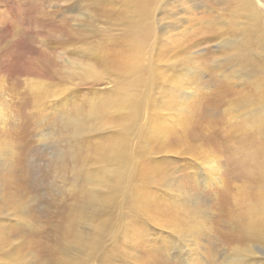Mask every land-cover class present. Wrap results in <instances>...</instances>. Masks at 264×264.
<instances>
[{
    "label": "rangeland",
    "instance_id": "374dc122",
    "mask_svg": "<svg viewBox=\"0 0 264 264\" xmlns=\"http://www.w3.org/2000/svg\"><path fill=\"white\" fill-rule=\"evenodd\" d=\"M234 3L0 0V264H264V42Z\"/></svg>",
    "mask_w": 264,
    "mask_h": 264
},
{
    "label": "bare ground",
    "instance_id": "6f19581e",
    "mask_svg": "<svg viewBox=\"0 0 264 264\" xmlns=\"http://www.w3.org/2000/svg\"><path fill=\"white\" fill-rule=\"evenodd\" d=\"M146 1H149V0H146ZM153 1V0H152ZM233 1H235V3H234V6H232L233 7V10H231V11H233V12H231V13H229V15L232 17L231 19V21H230V27L233 29V30H235V28H234V26H233V23H234V20H235V18L236 17H240V22L242 23V25H240V27L238 28V32L240 31V37H242V34H244V37L246 38V37H248V38H254L255 40H257V41H259V40H261V41H263L264 42V32H263V28H264V16L262 15V13H261V11H260V6H259V2H258V0H233ZM134 3V2H133ZM145 4V3H144ZM141 8V10H142V4L141 5H139L138 6V8ZM137 7H136V9H138ZM230 9V8H229ZM138 11V10H137ZM229 11V10H228ZM139 14V13H138ZM245 17H248L250 20H251V22L253 21L254 22V28L252 29V30H249L248 28H245V27H243V25H244V21H245ZM237 31V30H236ZM244 37H242L243 39H245ZM242 39V40H243ZM259 39V40H258ZM240 42V41H239ZM255 42V41H254ZM260 42V41H259ZM241 43V42H240ZM244 43V42H243ZM247 41H246V45H247ZM243 45V44H242ZM255 47V46H254ZM261 49H262V47H261ZM144 55H145V52L143 53ZM103 55H105L106 56V54H103ZM139 52L136 54V53H132L128 58H127V60H125V61H123L122 60V62H120L119 64H121L120 66H122V64H124V65H131L130 67L133 69V66H136L137 65V63H138V58H139ZM261 56V55H260ZM141 57V56H140ZM144 57H146V56H143V59H144ZM114 59H115V56H114ZM44 61V60H43ZM42 61V62H43ZM105 61V60H104ZM261 61H264V58H261ZM69 64V63H68ZM76 64V63H75ZM96 65H97V62L95 63ZM71 65V64H70ZM69 65V66H70ZM78 65V64H77ZM87 65V64H86ZM90 66V65H89ZM106 66V65H105ZM74 67V66H73ZM128 68V67H127ZM98 70V69H97ZM103 70V69H102ZM115 70H116V68H115ZM140 70V69H139ZM138 70V71H139ZM70 71L71 72H69V73H73L72 72V70L70 69ZM75 71V70H74ZM99 71H101V69L99 70ZM121 71V70H120ZM129 71H130V69H129ZM80 73H82L83 74V76L85 75V76H88V77H91V78H100V77H98L97 76V72L95 71V69L94 68H89V67H81V69H80ZM105 73V72H104ZM74 75V74H73ZM102 75V74H101ZM101 75H99V76H101ZM75 76H76V74H75ZM107 77V76H106ZM84 78V77H83ZM90 79V78H89ZM92 81V80H91ZM133 86V85H132ZM119 89V88H118ZM140 89V88H139ZM99 93V92H98ZM97 94V93H96ZM98 96H100V95H98ZM115 97V96H114ZM120 98V97H119ZM118 98V99H119ZM120 101H121V99H120ZM119 101V102H120ZM113 100H112V104H113ZM118 102V101H117ZM128 102V105L129 106H131L132 105V103H140V102H136V100H129V101H127ZM122 103V102H121ZM146 103H148V102H146ZM111 105V104H110ZM116 106V105H115ZM116 107H120V105L119 106H116ZM125 107V106H124ZM138 108V107H137ZM111 109H112V107H111ZM110 109V110H111ZM117 109V108H116ZM125 109H127L126 107H125ZM135 110V109H134ZM121 111H123V110H121ZM117 112V111H116ZM126 112V111H125ZM120 113V112H119ZM124 113V112H123ZM162 113V112H161ZM170 114H172V113H170ZM124 115V114H123ZM126 115H128V114H126ZM178 115V114H177ZM176 115V116H177ZM125 117V116H124ZM130 117V116H129ZM159 117V116H158ZM115 118V117H114ZM121 118H123L122 116H121ZM120 118V119H121ZM128 119V118H127ZM170 119V118H169ZM181 119H183L184 120V117L181 115ZM122 120H124L125 121V119H122ZM128 120H131V118L130 119H128ZM179 121V120H178ZM185 121V120H184ZM177 122V121H176ZM118 123V122H117ZM126 123L128 124V123H130V121H126ZM156 124H158V123H156ZM177 124V123H176ZM119 125L121 126V124L119 123ZM178 125V124H177ZM124 127V126H123ZM121 128V127H120ZM171 128V127H170ZM182 129H184V128H182ZM181 129V130H182ZM126 132V131H125ZM129 132V131H128ZM127 133V132H126ZM124 136V135H123ZM125 140V139H124ZM117 142V141H116ZM108 148H110L109 149V155L111 156V157H114L115 159H118V154H119V151H120V146L119 145H117V144H112L111 145V147H108ZM0 153H2V152H0ZM203 158V157H202ZM215 159V158H214ZM214 159H210V158H205V163H210L211 162V160H212V162H214ZM145 161V160H144ZM11 170V169H10ZM8 173V172H7ZM9 175H11V174H9ZM13 175V174H12ZM110 176V175H109ZM118 176V175H117ZM12 178V177H11ZM119 178V177H118ZM13 180V179H12ZM14 180H15V178H14ZM23 181V180H22ZM10 182V181H9ZM12 183V182H11ZM14 183V182H13ZM20 183V182H19ZM16 185H18V184H16ZM21 185V184H20ZM17 187V186H16ZM23 188V187H22ZM24 189V188H23ZM16 192V191H15ZM17 192H19V190L17 189ZM20 192H22V191H20ZM16 194V193H15ZM109 194V193H108ZM14 195V194H13ZM18 195V194H17ZM105 195V194H104ZM107 195V194H106ZM105 195V196H106ZM21 196V195H20ZM17 197V196H16ZM22 198V197H21ZM93 198V197H92ZM11 199V198H10ZM12 201V200H11ZM13 202V201H12ZM16 203V202H15ZM14 204V203H13ZM14 206V205H13ZM16 206V205H15ZM24 216V215H23ZM19 254V253H18ZM14 257H17V254L15 253L14 254ZM0 261H1V257H0ZM1 262H3V261H1ZM17 264V263H16Z\"/></svg>",
    "mask_w": 264,
    "mask_h": 264
}]
</instances>
